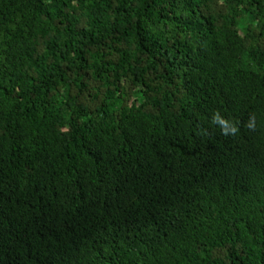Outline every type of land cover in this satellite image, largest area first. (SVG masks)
Wrapping results in <instances>:
<instances>
[{"label": "trees", "instance_id": "trees-1", "mask_svg": "<svg viewBox=\"0 0 264 264\" xmlns=\"http://www.w3.org/2000/svg\"><path fill=\"white\" fill-rule=\"evenodd\" d=\"M0 264H264V0H0Z\"/></svg>", "mask_w": 264, "mask_h": 264}, {"label": "clouds", "instance_id": "clouds-1", "mask_svg": "<svg viewBox=\"0 0 264 264\" xmlns=\"http://www.w3.org/2000/svg\"><path fill=\"white\" fill-rule=\"evenodd\" d=\"M213 123L221 128L222 134L224 135L235 134L238 131L235 125L231 124L228 120L223 118L219 113L214 114ZM75 212H81V211L75 210Z\"/></svg>", "mask_w": 264, "mask_h": 264}]
</instances>
